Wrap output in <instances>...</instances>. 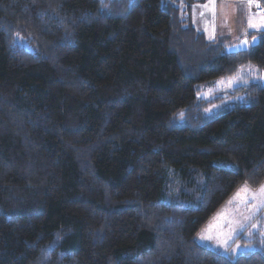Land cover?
<instances>
[{
  "label": "trees",
  "instance_id": "trees-1",
  "mask_svg": "<svg viewBox=\"0 0 264 264\" xmlns=\"http://www.w3.org/2000/svg\"><path fill=\"white\" fill-rule=\"evenodd\" d=\"M205 1L0 0V264H264L195 239L264 183V84L197 97L264 70V30L227 54L185 14Z\"/></svg>",
  "mask_w": 264,
  "mask_h": 264
},
{
  "label": "rangeland",
  "instance_id": "rangeland-1",
  "mask_svg": "<svg viewBox=\"0 0 264 264\" xmlns=\"http://www.w3.org/2000/svg\"><path fill=\"white\" fill-rule=\"evenodd\" d=\"M173 6L180 12L185 5L183 3H173ZM202 6L203 5H192V7L185 11V14L189 16L190 19L192 17L196 23L199 20V25H202V20L204 21L205 19V9ZM252 14L257 16L254 12H252ZM260 16L261 19L264 20L262 18L264 13L260 14ZM203 29H208V27H203ZM209 32H211V30L206 32V38L212 39L209 36ZM232 37L235 36H230V38ZM224 43L226 45L234 44L229 41H224ZM250 82L264 84V70L247 63L240 66L232 76L221 77L200 84L197 87V97L212 103L208 105L205 110L207 114H211L222 108H230L235 101L240 99L231 95L232 90L235 87ZM262 185H264V183L257 189H250L245 184L237 188L220 209L196 233L195 238L197 241H202L207 246L219 249L225 254L228 253V255H236L241 251L253 249L251 244L246 243H253L255 239L261 240L262 243H264V194L258 191ZM245 187L250 189L247 194L245 195V193L241 192V194L237 196L238 190ZM241 233H243V243L245 244H240L235 241V238ZM255 235H257V237L254 238ZM237 245H240V247L237 248ZM233 249L236 250L233 251Z\"/></svg>",
  "mask_w": 264,
  "mask_h": 264
},
{
  "label": "crops",
  "instance_id": "crops-1",
  "mask_svg": "<svg viewBox=\"0 0 264 264\" xmlns=\"http://www.w3.org/2000/svg\"><path fill=\"white\" fill-rule=\"evenodd\" d=\"M258 1L264 9V0ZM256 3L257 0H206L203 3L193 4L196 6L203 5L205 19L204 21L201 19L203 23L199 25V20L196 23L191 17V25L201 32L208 41L223 39L236 44L242 38L249 39L250 35L264 30V20L260 16L263 13L256 12ZM252 12L257 14V16L252 14ZM262 18L264 19V16ZM203 27H208V29H203ZM208 30H211L209 36L212 39L206 38ZM230 36L235 37L230 38ZM197 242L209 249L220 251L207 246L202 241Z\"/></svg>",
  "mask_w": 264,
  "mask_h": 264
},
{
  "label": "water",
  "instance_id": "water-1",
  "mask_svg": "<svg viewBox=\"0 0 264 264\" xmlns=\"http://www.w3.org/2000/svg\"><path fill=\"white\" fill-rule=\"evenodd\" d=\"M258 43V37L242 38L236 44L225 47L227 54H236L248 51L249 48L256 46Z\"/></svg>",
  "mask_w": 264,
  "mask_h": 264
},
{
  "label": "snow or ice",
  "instance_id": "snow-or-ice-1",
  "mask_svg": "<svg viewBox=\"0 0 264 264\" xmlns=\"http://www.w3.org/2000/svg\"><path fill=\"white\" fill-rule=\"evenodd\" d=\"M250 189H248L247 187L241 189V190H238L237 192V196H239L241 194V192L245 193V195L247 194V192L249 191ZM260 193L264 194V185H262L259 190H258ZM240 245H237V248H239ZM236 249H233V251H235Z\"/></svg>",
  "mask_w": 264,
  "mask_h": 264
},
{
  "label": "built area",
  "instance_id": "built-area-1",
  "mask_svg": "<svg viewBox=\"0 0 264 264\" xmlns=\"http://www.w3.org/2000/svg\"><path fill=\"white\" fill-rule=\"evenodd\" d=\"M256 12L257 13H264V9L261 5V3L257 0V3H256Z\"/></svg>",
  "mask_w": 264,
  "mask_h": 264
}]
</instances>
